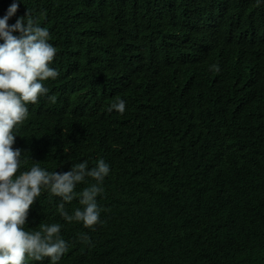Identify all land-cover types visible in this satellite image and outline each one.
Masks as SVG:
<instances>
[{
  "label": "trees",
  "instance_id": "1",
  "mask_svg": "<svg viewBox=\"0 0 264 264\" xmlns=\"http://www.w3.org/2000/svg\"><path fill=\"white\" fill-rule=\"evenodd\" d=\"M90 1L16 0L8 23L29 12L35 21L45 14L60 25L54 16L60 5L82 2L86 9ZM12 3L0 0V18ZM120 11L133 13V27L138 13L152 26L165 17L168 30L153 53L136 55L138 65H151L169 56L165 48L176 37L170 29L190 28L198 41H244L249 22L264 17V0H104L100 13L108 19ZM56 42L59 65L78 79L53 121L39 126L43 145L31 125L19 127L34 149L22 148L21 171L33 163L53 172L84 161L92 168L99 159L110 166L97 197L103 223L95 230L66 221L48 190L31 206L34 218L49 203L50 222L62 225L70 249L59 264H264V98L231 106L201 87L190 101L173 78L167 109L159 110L142 87L138 110L105 112L134 54L114 56L104 44L67 31ZM87 179L88 187L97 183ZM71 206L65 204L70 215Z\"/></svg>",
  "mask_w": 264,
  "mask_h": 264
},
{
  "label": "clouds",
  "instance_id": "2",
  "mask_svg": "<svg viewBox=\"0 0 264 264\" xmlns=\"http://www.w3.org/2000/svg\"><path fill=\"white\" fill-rule=\"evenodd\" d=\"M103 2L91 0L86 9L82 2L60 5L54 13L60 25L45 14L35 21L29 12L10 25L9 19L19 9L16 0L0 18V264H59L68 255L70 242L62 233V225L50 222L49 203L32 216L31 206L43 190L61 202L58 211L69 223L82 222L92 230L103 223L97 197L104 191L101 185L110 173L104 159L92 168L84 161L70 170L53 172L33 163L30 169L21 171L26 162L22 161V148L28 152L34 149L21 139L19 127L31 125L43 145L39 126L53 121L55 109L65 103L73 91L70 85L78 79L69 77L58 63L56 38L60 32L100 42L113 50L114 56L117 50L134 54L130 58L133 65L125 69L105 112L138 110L141 97L137 91L142 87L159 110L167 109L174 80L186 89L190 101L194 100L193 90L201 87L211 89L222 103L231 106L264 98L263 16L254 17L241 32L244 41L237 36L226 43L209 37L198 41L190 28L170 29L176 37L174 44L165 48L169 56L151 65H138L136 55L153 53L158 37L168 30L165 17L152 26L138 13V26L133 27L130 11L103 17ZM144 79L150 80V86L142 84ZM88 177L97 183L88 187ZM66 203H71L74 214L65 210ZM80 239L89 241L83 234Z\"/></svg>",
  "mask_w": 264,
  "mask_h": 264
}]
</instances>
